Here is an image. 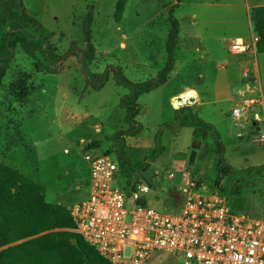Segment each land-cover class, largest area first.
I'll return each mask as SVG.
<instances>
[{
	"label": "rangeland",
	"instance_id": "1",
	"mask_svg": "<svg viewBox=\"0 0 264 264\" xmlns=\"http://www.w3.org/2000/svg\"><path fill=\"white\" fill-rule=\"evenodd\" d=\"M118 2L23 0L29 14L55 35L51 41L60 54L86 48L81 29L91 11L95 58L85 64L81 55H74L58 73L46 74L16 48L0 96V162L42 186L47 203L68 210L86 191L83 155L96 150L109 154L118 165V156L128 161L140 175L139 182L149 187L150 205L158 211L169 202L174 207L182 202L179 182L188 179L200 193L222 189L230 202H239L232 205L236 212L264 219V146L253 141L256 132L251 135L234 126L231 104L223 101L228 98L227 85L238 81L241 72L237 62L242 56H230L229 45L237 35L247 36L245 42L252 44L251 10L264 5V0H194L175 9L180 24L175 67L164 86L137 99L135 136H126L125 108L133 97L131 89L118 85L111 71L103 88L93 91L83 74L119 68L131 83L155 78L167 60V10L174 1H122L120 21L115 22ZM251 51L252 45L247 53ZM252 53L243 59L251 67L256 63L264 101V54ZM191 84L197 86L203 105L190 100L175 108L173 101L183 94L196 97L190 88L177 98L171 96ZM183 107L211 124L215 136L207 132L206 140L196 139L191 128L175 122L176 111ZM216 139L223 147V165L230 168L221 177ZM154 150L160 152L153 156ZM167 173L175 178L168 179ZM125 182L123 176L124 187ZM147 264H184V259L162 252Z\"/></svg>",
	"mask_w": 264,
	"mask_h": 264
},
{
	"label": "built area",
	"instance_id": "2",
	"mask_svg": "<svg viewBox=\"0 0 264 264\" xmlns=\"http://www.w3.org/2000/svg\"><path fill=\"white\" fill-rule=\"evenodd\" d=\"M257 37H252L255 47ZM249 46L235 40L229 47L243 53ZM244 87L231 95L230 118L264 146V101L247 71ZM189 98L187 101H190ZM175 99L173 106L184 104ZM186 103V102H185ZM86 196L69 209L74 232L109 264H147L157 253L183 257L184 264H264V219L233 213L218 191L200 193L188 179L179 182L183 197L176 214L150 205L149 187L121 183L119 165L109 154L88 150ZM174 179V173H167ZM142 201L146 203L143 205Z\"/></svg>",
	"mask_w": 264,
	"mask_h": 264
},
{
	"label": "trees",
	"instance_id": "3",
	"mask_svg": "<svg viewBox=\"0 0 264 264\" xmlns=\"http://www.w3.org/2000/svg\"><path fill=\"white\" fill-rule=\"evenodd\" d=\"M173 1L174 4L167 11L170 27L165 44L167 60L155 78L131 83L119 68H108L102 74H83L87 86L93 91L103 88L111 71H114L118 85L131 89L133 97L126 102L125 108L128 125L126 136H135L139 132L133 128L138 125L135 121L139 113L137 99L142 94L164 86L175 67L180 24L174 12L182 0ZM123 6L122 1L117 3L113 15L115 22L120 21ZM250 18L253 34L257 37L254 50L256 54H264V5L254 7ZM92 23L93 13L88 11L81 29L86 42L84 50L73 48L60 54L51 41L55 35L28 13L23 0H0V96L9 62L18 47L34 62L37 70L46 74L58 73L61 64L74 55H81L85 64H90L95 58V48L90 43ZM175 122L181 127L191 128L196 139L206 140L207 132H211L210 136H215L213 127L199 119L190 107L178 109ZM215 146L218 164L222 168L219 176L221 177L229 173L230 168L223 165V147L218 139ZM157 152L160 151L154 150L152 155L156 156ZM118 160L121 174L126 178L127 185L133 188L141 180L140 175L133 171L128 161L119 156ZM218 192L226 197L233 213L244 214L236 212L233 208L237 207L239 202H230L222 189ZM140 203L144 205L146 202ZM168 204L169 206L161 211L176 214L181 209V203L175 207L171 202ZM74 229L75 224L67 208L47 203L42 186L0 162V264H109L89 247ZM72 240L75 241L74 245Z\"/></svg>",
	"mask_w": 264,
	"mask_h": 264
},
{
	"label": "crops",
	"instance_id": "4",
	"mask_svg": "<svg viewBox=\"0 0 264 264\" xmlns=\"http://www.w3.org/2000/svg\"><path fill=\"white\" fill-rule=\"evenodd\" d=\"M119 1H124L125 3H126V0H119ZM192 2H194V0H182L181 2H180V4H179V6H178V8L176 9V10H178L181 6H183L184 4H186V5H190V3H192ZM173 4H174V2H173ZM172 4V5H173ZM171 5V6H172ZM170 6V7H171ZM262 6V5H261ZM125 7H126V4H125ZM28 11V10H27ZM165 11V10H164ZM168 11V10H167ZM28 13H29V11H28ZM195 16L194 15H192V18H194ZM250 23V25L249 26H251V22H249ZM251 29H252V26L250 27ZM247 36H244V35H237V36H235V38L233 39V41L230 43V45L235 41V40H241V41H243L244 42V44L245 45H247V46H249L248 47V49L250 48V45L251 44H247L246 42H245V40L247 39L246 38ZM230 45H229V47H230ZM247 49V50H248ZM230 50V49H229ZM247 50L245 51V52H243V53H233V52H231L230 51V56H242L241 58H240V60L237 62V65H239V67H240V78H239V80L238 81H236V82H230V84H228L227 85V89H228V98H226V99H223V101H229L230 102V104H231V107H230V110H231V108H232V106H233V103H232V101H231V95H232V93L234 92V91H237V90H240V89H242L243 87H244V78H243V76H242V74H243V72H245V71H247L248 73H249V75H251V76H253V77H255V79H252L253 81H254V83H255V85H256V87H257V89L259 90V91H261V86H260V84H259V82L257 81V76L259 75V69H258V67H257V65H256V63H254L253 64V66L251 67L249 64H248V62H246L244 59H243V56L245 55V54H250V53H252V54H256V52H255V50H254V48H253V51H251L250 53H247ZM236 63V62H235ZM244 67V68H243ZM243 68V69H242ZM242 69V70H241ZM203 79V78H202ZM194 84H191V85H188V86H183V91H180V92H175V93H173L171 96H174V95H176L175 97L177 98L179 95H181L182 93H184L185 92V89L186 88H190V90H193V92L192 93H194V94H196V97H194V98H192L191 99V101H193L194 102V104H199L198 106L199 107H201L202 105H203V103L204 102H202V100H201V96H200V92L197 90V86L195 87V86H193ZM187 91V90H186ZM188 93V92H187ZM261 93H262V91H261ZM200 100V101H199ZM230 113V112H229ZM199 118V117H198ZM200 119V118H199ZM202 120V119H201ZM205 123H207L206 121H204ZM209 124V123H208ZM211 125V124H210ZM242 137H243V135L240 137V139H242ZM86 185H87V182H86ZM86 196V191H85V194H84V197ZM74 205V204H73ZM71 208V207H70ZM1 250V249H0Z\"/></svg>",
	"mask_w": 264,
	"mask_h": 264
},
{
	"label": "bare ground",
	"instance_id": "5",
	"mask_svg": "<svg viewBox=\"0 0 264 264\" xmlns=\"http://www.w3.org/2000/svg\"><path fill=\"white\" fill-rule=\"evenodd\" d=\"M189 98H194L193 94L185 93V94H183L182 96H180L178 99H183L185 102H187V100H188ZM185 102H184V103H185ZM189 105H191V104H189Z\"/></svg>",
	"mask_w": 264,
	"mask_h": 264
}]
</instances>
